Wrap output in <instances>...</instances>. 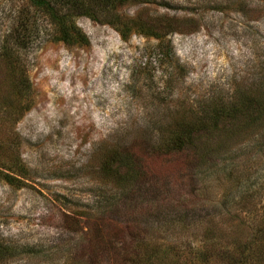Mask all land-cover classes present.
<instances>
[{
    "label": "rangeland",
    "instance_id": "obj_1",
    "mask_svg": "<svg viewBox=\"0 0 264 264\" xmlns=\"http://www.w3.org/2000/svg\"><path fill=\"white\" fill-rule=\"evenodd\" d=\"M143 2L120 12L163 43L78 17L89 45L68 47L26 0H0V48L13 27L28 41L30 105L18 116L0 57V170L18 179L0 173V264H196L205 239L223 264L264 218L263 127L222 129L205 159L161 150L179 115L264 94V0Z\"/></svg>",
    "mask_w": 264,
    "mask_h": 264
},
{
    "label": "trees",
    "instance_id": "obj_2",
    "mask_svg": "<svg viewBox=\"0 0 264 264\" xmlns=\"http://www.w3.org/2000/svg\"><path fill=\"white\" fill-rule=\"evenodd\" d=\"M26 1L30 7L47 17L51 27L50 38L52 41L61 42L68 47L89 45L88 38L75 23L78 17H86L94 22L110 25L123 40H127L132 34H140L163 43L170 32L163 31L160 27L151 26L148 21L144 22L141 18L126 17L121 14L120 8L129 4H144L143 0ZM165 25L166 27L171 26L168 22ZM9 35L11 41L5 40L2 43L0 57L6 66L11 68L14 75L21 76L19 79L11 81L12 92L20 100L19 106H16L14 110H16L18 116H21L24 110H29L30 105L26 100L28 87L18 71L19 69L22 72L18 50L26 48L28 41L17 35L15 27ZM168 56L170 58L169 53ZM166 57L167 55L164 54L163 58ZM232 97L229 102H225L222 98L214 99L215 101L208 103L201 111L192 112L187 116L179 115L168 130V138L161 143L163 153L170 155L177 153L187 155L191 153L205 159L207 155L209 156L213 144L210 141L223 132L222 129L236 137L241 136L242 133L250 132L252 129L264 128V94L239 90ZM228 126L231 127L230 130ZM111 160L123 166H128L126 163H129L128 155L116 150ZM106 164H102L103 170L106 168ZM5 167L10 171L14 168H20L17 162H8ZM0 173L9 182L18 180L13 175L4 173L1 170ZM205 242L206 245L202 248L198 257L199 261L196 264H216V262L212 263V257L206 252L209 240L205 239ZM151 256L150 254L148 258H151ZM220 256L225 261L223 264H264V218L258 227L252 229L251 236L247 237L246 241H233L230 252L227 251Z\"/></svg>",
    "mask_w": 264,
    "mask_h": 264
}]
</instances>
